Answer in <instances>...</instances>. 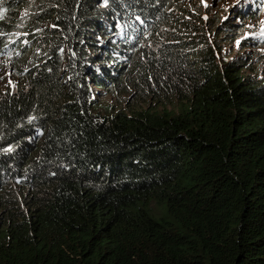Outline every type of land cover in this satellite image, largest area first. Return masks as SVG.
<instances>
[{"label":"trees","instance_id":"16d2710c","mask_svg":"<svg viewBox=\"0 0 264 264\" xmlns=\"http://www.w3.org/2000/svg\"><path fill=\"white\" fill-rule=\"evenodd\" d=\"M262 19L0 0V264H264Z\"/></svg>","mask_w":264,"mask_h":264},{"label":"rangeland","instance_id":"374dc122","mask_svg":"<svg viewBox=\"0 0 264 264\" xmlns=\"http://www.w3.org/2000/svg\"><path fill=\"white\" fill-rule=\"evenodd\" d=\"M190 3L197 1L201 4H204L207 7V11L209 12V15H212L213 17H219V18H225V17H231L236 14V11L238 8L244 9V8H253L254 5H256L257 8L263 9V27L259 29H250V33H257V34H263L264 33V4L262 0H188ZM28 5L27 7L29 8ZM26 7V8H27ZM249 23V22H247ZM154 49V47H152ZM12 80L9 78L8 69L5 67L3 71L0 73V91H3L5 88L11 87ZM128 98L125 99L121 98H112L107 100V102L111 103L112 106L116 109H119L122 107L124 102Z\"/></svg>","mask_w":264,"mask_h":264},{"label":"clouds","instance_id":"9594fccd","mask_svg":"<svg viewBox=\"0 0 264 264\" xmlns=\"http://www.w3.org/2000/svg\"><path fill=\"white\" fill-rule=\"evenodd\" d=\"M263 4H264V0H262ZM73 22H75V15H73ZM4 70V67H0V72Z\"/></svg>","mask_w":264,"mask_h":264}]
</instances>
